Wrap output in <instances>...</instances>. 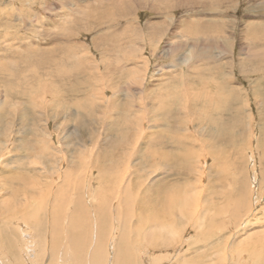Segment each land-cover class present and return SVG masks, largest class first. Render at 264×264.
<instances>
[{
	"label": "rangeland",
	"instance_id": "rangeland-1",
	"mask_svg": "<svg viewBox=\"0 0 264 264\" xmlns=\"http://www.w3.org/2000/svg\"><path fill=\"white\" fill-rule=\"evenodd\" d=\"M103 1L0 0V264H78L107 203L101 264L124 222L137 264H264V0Z\"/></svg>",
	"mask_w": 264,
	"mask_h": 264
},
{
	"label": "bare ground",
	"instance_id": "bare-ground-1",
	"mask_svg": "<svg viewBox=\"0 0 264 264\" xmlns=\"http://www.w3.org/2000/svg\"><path fill=\"white\" fill-rule=\"evenodd\" d=\"M96 2H97V5H94V6H92L91 7V9H93V10H91V11H93V13L96 11L97 12V14H98V17H100L101 16V19H99V20H107V22L108 23H112V24H115V23H119V18L121 17L122 19L123 18H125L126 16H127V14L129 13V11H130V6L129 5H127L124 9H122V10H118L117 11V8H115V5H113V6H110V5H108V4H106L103 0H96ZM108 2V1H107ZM109 2H112V0H109ZM63 4H64V0H63ZM63 4H62V6H63ZM62 6L60 5L59 6V9H61L62 8ZM58 8V7H57ZM115 8V12H113V9ZM121 11L123 12V13H121ZM111 13H113V16L112 17H110V14ZM96 14V13H95ZM94 15V14H93ZM99 20H97V21H99ZM220 23H222L221 22V20L220 19H213V18H210L209 20H208V22L206 23V26L208 27V28H211V31L212 32H216V31H218V30H220L221 29V27H222V24H220ZM97 24H98V22H97ZM63 25V24H62ZM252 26H254V25H252ZM248 27H249V25H248ZM64 29V28H63ZM94 43V42H93ZM185 56V58H187V59H182V60H188L189 61V56H187V55H184ZM28 94V93H27ZM6 95V94H5ZM8 95V94H7ZM5 98V97H4ZM16 99V98H15ZM9 101V100H8ZM7 103H5V101L4 100H1L0 99V111H1V113H4V107H5V105H6ZM9 113L10 112H12V110H9L8 111ZM35 133V132H34ZM48 134V133H47ZM74 164H72V166H73ZM137 177V176H136ZM122 181V180H121ZM120 181V182H121ZM119 182V183H120ZM106 183V182H105ZM119 190V189H118ZM122 190V189H121ZM121 192V191H120ZM121 194V193H120ZM122 196V195H121ZM118 197V196H117ZM120 197V196H119ZM138 199V198H137ZM120 199H118V201H119ZM120 201H122V200H120ZM117 202L118 204L117 205H115L114 207H113V205H112V207H113V209L115 208V212H116V216H117V213H119V208H118V205H121L120 203H122V202ZM141 201V200H140ZM112 202V201H111ZM130 205V204H129ZM138 205V204H137ZM0 206H2V203L0 202ZM109 206H111V204L109 203H107L106 205H102V206H99V209H97V212L94 210V213H92L93 215H97L98 214V218H97V220H95V221H92L91 223H90V225L88 226V225H84V226H80L74 219H73V217H71V219H69V222L68 223H70L71 225H72V223L74 222L75 224H76V226L78 227H80V237L78 238V234H76V235H73V236H75L76 237V239L75 240H73L74 238H73V236H69L68 234V238H66L65 239V241L64 240H62V241H64V242H66L67 243V241H68V244H70L71 245V247H72V250H73V252H74V254H75V256H77V259H78V261H79V263L78 264H87V259L88 258H86V253H87V247L88 246H93V250H92V252L90 253V255H89V264H101V262H102V260H101V257H103V255H104V253H103V248H101V246H99L98 244H99V238L101 237V235L104 233L103 232V230L101 229V227L102 226H100V218H101V216H105L106 215V211H108V209H110L111 210V208L109 207ZM128 206V205H127ZM122 206H120V208H121ZM140 207H141V205H140ZM139 207V208H140ZM127 208V207H126ZM128 208H130V207H128ZM139 208H138V210H139ZM238 209V208H237ZM86 210V214H85V217L83 218V222L86 220V222H88V220H89V214H90V210L89 209H85ZM128 210V209H127ZM2 210H0V215H2V212H1ZM136 211V210H135ZM140 211V210H139ZM85 212V211H84ZM92 212H93V210H92ZM112 212V211H111ZM110 212V213H111ZM234 212H235V210H234ZM52 213L53 212H51L50 210H48V212H47V214L44 216L45 218H43V220H42V223L39 225V227L41 228V229H46L47 230V232L50 234V235H52V236H54L55 234H57L59 231H63L64 230V228L62 227V226H60L58 223V221H56V222H54L53 224H51L50 225V223H52ZM77 213H78V210H77ZM123 213H125V211L123 212ZM128 213V212H127ZM144 213V212H143ZM16 214V213H15ZM71 214H72V212H71ZM120 214H122V213H120ZM139 214V213H138ZM142 213H140V215H141ZM127 215H129V214H127ZM126 215V216H127ZM48 216H50L49 217V219H51V221L48 219ZM125 217V216H124ZM123 217V218H124ZM128 217V216H127ZM127 217H126V219H127ZM145 217V216H144ZM129 218V217H128ZM137 219H139L138 217H136ZM7 219V218H6ZM120 219V218H119ZM130 219V218H129ZM98 220H99V222H98ZM122 219H120V221H121ZM10 221H11V219H10ZM124 221V220H123ZM127 221H128V219H127ZM138 220H136V222H137ZM140 221V220H139ZM213 221V220H212ZM142 222H144V221H142ZM2 223H3V227L5 228V229H7V228H9V226H10V222H8V220H2ZM8 223V224H7ZM120 223V222H119ZM126 225H127V223L126 222H124ZM123 223V224H124ZM130 223H131V220H130ZM246 223V222H245ZM244 223V224H245ZM94 224H95V226H94ZM122 224V225H123ZM129 224V223H128ZM133 224H137V223H133ZM141 224V223H140ZM120 225V228H121V232H119L120 234H119V237H118V240L117 241H115V242H117L116 244H117V248H118V251L116 252V250L115 249H113V250H115L114 251V254H113V259H112V261H111V263L112 264H126V262H125V260H123V259H121L120 258V255H122V256H124L125 258H127V260H128V264H137V263H139L138 261H139V257L138 258H133V254H132V252H131V248H130V246H127V244H126V242H125V238H126V236H127V234H129L128 233V231L129 230H125V227H126V225ZM236 225V224H235ZM239 225V224H238ZM133 226V225H132ZM131 226V227H132ZM212 226V225H211ZM215 226H218V225H216L215 224ZM240 226V225H239ZM33 227V226H32ZM130 227V226H129ZM143 227V226H142ZM219 227V226H218ZM236 227H237V225H236ZM103 228V227H102ZM117 228V227H116ZM119 228V227H118ZM120 228H119V230H120ZM137 228V227H136ZM136 228H135V230L133 231L132 229V232H135L136 233ZM140 228V227H139ZM222 228V227H221ZM239 228V227H238ZM241 228H243V227H241ZM9 230V229H8ZM111 230V229H110ZM140 230V229H139ZM142 230V229H141ZM238 230V229H237ZM240 231V230H239ZM113 233V232H112ZM135 235H137V234H135ZM106 236V235H105ZM111 238V237H110ZM79 239H81L80 241H79ZM127 239H128V237H127ZM137 239H138V237H137ZM87 240V241H86ZM105 240H106V238H105ZM134 240H136V238L134 239ZM115 242H112V243H115ZM119 242H121V243H123V248L122 247H120L119 246ZM257 243V242H256ZM109 244V243H108ZM129 244V243H128ZM9 245V246H8ZM7 246H6V249H8V250H11V249H13V244H8ZM52 245H53V249L51 250V252H52V256L54 257L55 256V253H56V251H57V246L59 247V248H62L63 249V247H62V245L61 244H57L56 245V242L54 241L53 243H52ZM101 245H103L102 244V242H101ZM130 245V244H129ZM90 246V247H91ZM108 246V245H107ZM111 246H113V245H111ZM249 246H251V245H247L246 247H243V248H246L245 249V252H247V247H249ZM103 247V246H102ZM112 248H115V246H113ZM111 248V249H112ZM243 248H241V253L239 254L238 252H235L236 254L238 253L239 255L238 256H236V260H235V263L236 264H239L241 261H240V257H241V254H242V252H243ZM66 249V252H62V253H59L58 252V257H60V258H63V257H68V256H72V254H71V252H69L68 250H67V248L64 246V249L63 250H65ZM239 249V248H238ZM251 249V248H250ZM233 250V249H232ZM231 250V251H232ZM107 252V251H106ZM251 252V251H250ZM259 252V244H257L256 245V254ZM113 253V252H112ZM145 253H147V251L145 252ZM254 254V253H253ZM263 254V253H262ZM3 256V255H2ZM88 256V255H87ZM231 256V255H230ZM246 256V255H245ZM258 256V255H257ZM259 257V256H258ZM105 258V257H104ZM103 258V259H104ZM218 258H220V257H218ZM224 257H222L221 259H223ZM264 257H263V255L256 261V262H260L261 263V261L262 260H264L263 259ZM176 259V258H175ZM247 259V261L248 262H251L250 261V259H251V256H250V254L248 255V257L246 258ZM245 259V260H246ZM254 259H256V258H254ZM244 260V259H243ZM142 261V260H141ZM150 261V260H149ZM152 261V260H151ZM151 261H150V263H151ZM177 261V260H176ZM208 261H210V260H208ZM247 261H246V263H247ZM158 262V261H157ZM224 262V261H223ZM255 262V261H254ZM142 263V262H141ZM247 264H249V263H247Z\"/></svg>",
	"mask_w": 264,
	"mask_h": 264
}]
</instances>
